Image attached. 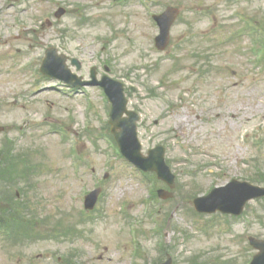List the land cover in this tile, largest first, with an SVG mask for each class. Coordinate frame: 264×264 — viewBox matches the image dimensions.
Masks as SVG:
<instances>
[{
    "label": "rangeland",
    "instance_id": "obj_1",
    "mask_svg": "<svg viewBox=\"0 0 264 264\" xmlns=\"http://www.w3.org/2000/svg\"><path fill=\"white\" fill-rule=\"evenodd\" d=\"M102 1L108 11L98 13L94 6ZM155 2L153 11L182 10L167 52L156 49L158 29L137 0L114 6L112 0H0V124L9 127L0 135V146L11 139L15 155L25 152L32 158L37 174L21 186L40 218H48L51 227L61 216L72 224L85 221L81 228L88 231L75 244L44 241L6 251L9 242L0 236V264H62L75 249L79 264H154L168 254L175 264H187L190 257L214 255L216 249L223 259L245 250L252 255L248 237L264 238L262 201L251 202L240 218L212 216L216 227L208 236L202 217L193 214L185 198L189 191L204 195L231 179L264 172V68L255 63L262 54L247 25L252 18L255 24L264 22V0ZM59 7L68 13L57 19ZM36 21L44 29L33 26ZM49 46L80 57L88 67L98 66L99 76L107 67L124 82L130 109L142 116L144 153L158 145L166 148V162L176 176L173 200L154 198L146 204L153 185L117 157L100 89L74 100L48 89L56 82L37 72L39 56ZM213 48L219 55L211 58L214 69L204 79L192 66L207 60L197 63L191 54H212ZM58 127L69 132L66 141L55 132ZM164 185L158 180L157 189H167ZM96 186L104 194L96 211L87 213L83 197ZM89 218L95 224H87ZM160 243L168 248L160 249Z\"/></svg>",
    "mask_w": 264,
    "mask_h": 264
},
{
    "label": "water",
    "instance_id": "obj_2",
    "mask_svg": "<svg viewBox=\"0 0 264 264\" xmlns=\"http://www.w3.org/2000/svg\"><path fill=\"white\" fill-rule=\"evenodd\" d=\"M161 24H162V27L164 29V32L167 33L168 32V20L161 21ZM134 149L136 150L137 153L132 151L131 156L133 158H140L138 155V153H139L138 144L134 145ZM146 162L148 163V160ZM257 195H259V194H256V193L250 194L247 199L254 197V196H257ZM232 202H234V204H236V201L233 199H224L223 200V204H232ZM242 205H243V202H238L235 206L237 207V209H241Z\"/></svg>",
    "mask_w": 264,
    "mask_h": 264
},
{
    "label": "bare ground",
    "instance_id": "obj_3",
    "mask_svg": "<svg viewBox=\"0 0 264 264\" xmlns=\"http://www.w3.org/2000/svg\"><path fill=\"white\" fill-rule=\"evenodd\" d=\"M179 120H180V121L189 122V119H188V118H186V117H181V118H179Z\"/></svg>",
    "mask_w": 264,
    "mask_h": 264
}]
</instances>
